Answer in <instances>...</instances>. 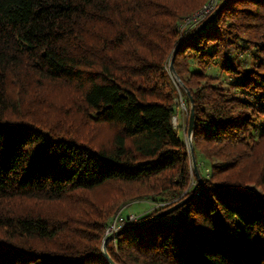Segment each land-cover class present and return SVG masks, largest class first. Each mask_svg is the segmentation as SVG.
Masks as SVG:
<instances>
[{
    "label": "trees",
    "instance_id": "obj_1",
    "mask_svg": "<svg viewBox=\"0 0 264 264\" xmlns=\"http://www.w3.org/2000/svg\"><path fill=\"white\" fill-rule=\"evenodd\" d=\"M208 1L0 0V264H110L102 234L126 206L162 205L124 228L200 192L188 91L204 189L109 256L264 264V0H228L197 32L217 0L183 26ZM41 87L65 94L61 118ZM103 187L108 208L91 197Z\"/></svg>",
    "mask_w": 264,
    "mask_h": 264
},
{
    "label": "rangeland",
    "instance_id": "obj_2",
    "mask_svg": "<svg viewBox=\"0 0 264 264\" xmlns=\"http://www.w3.org/2000/svg\"><path fill=\"white\" fill-rule=\"evenodd\" d=\"M213 1H214V3H213V7H214L216 5V3H217V0H209L207 3H205L203 5V7H200V9L195 11L192 14L193 16H190V17L186 18V20H184L185 22L183 23L184 24L183 26H185L186 24H190V22H191V24L192 23L194 24V23H200L201 21H203V19H205L214 8L210 12H208L205 16H203L201 20L195 21L194 19H196V18H194V17H195V15L197 13L201 14L202 12H204L205 11V6H207L209 3L213 2ZM174 54H175V57H176V51L174 52ZM174 62H175V60H174ZM169 68H170V63H169ZM209 72L215 73L216 72V68H211L209 70ZM35 90L38 91V92L43 93V95L45 96L46 101L47 100H54L55 101L54 102V106H52L50 108V110L47 111L48 114H49L48 117L51 118V120H55V119L58 118V115L60 114V105L66 104V105L70 106V103L67 100L65 94H63V92L59 93L58 91H56V93H55L53 91V92H51L52 94H50V91H49L50 89L47 88V87H41V88H39V90L38 89H35ZM32 91H34V90H31L30 93H29V95H31V96L35 95V94H33L34 92H32ZM177 101H179L178 105H179V110H180L178 112H179V115L181 116L182 119L178 120V116H175L174 117V123H173L175 126H177V124H179L180 122L181 123L184 122V124H185L186 121H187V111H185L186 110V106L184 105V100L178 98ZM182 113H183V115H182ZM60 118H61V116H60ZM186 136H187V132H186ZM186 140H187V137H186ZM249 187L254 188V186H252V185H249ZM112 193H113V195H112ZM91 197H94L93 198L94 200L101 201V203H103L102 207H104V208H108L109 205H111V203H113L117 199V197H116V195H114V191L112 190L111 187H103V188L99 189L98 191H95V192L91 193ZM114 197H115V199H114ZM160 206H162V205H160L159 203H153V202H147V201H139V202L130 203L128 206H126L121 211V213H119V215L115 216L110 221L109 225H107L106 228L104 229V232H103L102 238H101V242H100L101 247L104 245L103 242H105V240L111 234H113L116 231H119L120 229L124 228V225L121 227L120 223H119V218L121 216H123V215L127 216V215H129L131 213H133V214H135L137 216H144V215L147 216V214H151V213L157 211L160 208ZM117 219H118V223H115ZM175 221H176V217H174V216L173 217L169 216V217L165 218V220H164V222L167 223V224H173V223H175ZM133 222H135V221H133ZM129 223H132V222H129ZM114 225H116V226H114ZM102 251H103V249H102Z\"/></svg>",
    "mask_w": 264,
    "mask_h": 264
},
{
    "label": "water",
    "instance_id": "obj_3",
    "mask_svg": "<svg viewBox=\"0 0 264 264\" xmlns=\"http://www.w3.org/2000/svg\"><path fill=\"white\" fill-rule=\"evenodd\" d=\"M228 0H224L223 3L218 6V8L211 14V16H209L207 19H205V21L203 23L200 24V26L198 27L197 29V32H200L202 30H204L209 24L210 22L212 21V19H214L216 17V15L218 14V12L223 8V6H225V4L227 3ZM174 59H175V54L173 55L172 59H170V69H171V73H173V76L175 77L176 81L178 82L179 85L182 84L179 76L177 75V73H175V68H174ZM188 95H189V98H190V101H191V109L189 110L190 111V114H189V123L188 124V129H187V144H188V147H189V151H190V155H191V160H192V167H193V170L195 172V175L198 177V179L200 180L201 182V191L198 192V193H194L188 197L185 198V200H181L179 201L177 204L173 205L172 207L168 208V209H165L163 211H161L160 213H156L154 214L153 216L147 218V219H144L142 221H139V222H136L134 224H131L125 228H122L120 229L119 231H116L115 233L111 234L106 240L104 243V245L102 246V249H103V256H105L107 258V260L109 261L110 264H117L112 258L111 256H109V253L107 251V245H108V242L111 240V239H115L116 237L120 236L121 234H123L125 231H128V230H131V229H134V228H138L142 225H146V224H149V223H152L153 221H155L156 219H159V218H162L163 216H165L166 214H169L171 212H173L174 210L178 209L179 207H181L182 205H184L187 200L191 199L192 197L202 193L203 189V181H202V178H201V175L200 172H199V168H198V164H197V160H196V157H195V153H194V147H193V142H192V134H193V127H194V100L193 98H191L192 96L190 95V92L188 91Z\"/></svg>",
    "mask_w": 264,
    "mask_h": 264
},
{
    "label": "built area",
    "instance_id": "obj_4",
    "mask_svg": "<svg viewBox=\"0 0 264 264\" xmlns=\"http://www.w3.org/2000/svg\"><path fill=\"white\" fill-rule=\"evenodd\" d=\"M213 3H214V1L211 2V3H209L207 6H205V11L202 12L201 14H198V13H197V14L195 15V17H194V18H196V19H194V20H195V21L201 20L203 16H205L208 12H210V11L214 8V7H213ZM200 16H201V17H200ZM204 18H205V17H204ZM199 22H200V21H199ZM138 218H139V216H137V215H135V214H133V213L127 215L126 217L121 216V217L119 218L120 226L122 227L123 225H126V224L129 223V222L137 221ZM115 223H118V219L116 220ZM114 226H116V225H114Z\"/></svg>",
    "mask_w": 264,
    "mask_h": 264
}]
</instances>
